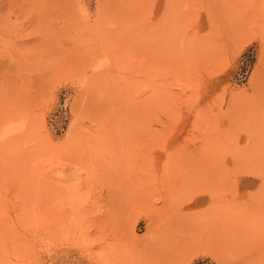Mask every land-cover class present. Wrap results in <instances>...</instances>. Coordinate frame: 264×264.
I'll list each match as a JSON object with an SVG mask.
<instances>
[{"label": "rangeland", "instance_id": "374dc122", "mask_svg": "<svg viewBox=\"0 0 264 264\" xmlns=\"http://www.w3.org/2000/svg\"><path fill=\"white\" fill-rule=\"evenodd\" d=\"M0 264H264V0H0Z\"/></svg>", "mask_w": 264, "mask_h": 264}]
</instances>
